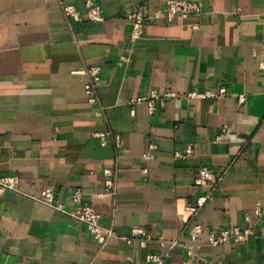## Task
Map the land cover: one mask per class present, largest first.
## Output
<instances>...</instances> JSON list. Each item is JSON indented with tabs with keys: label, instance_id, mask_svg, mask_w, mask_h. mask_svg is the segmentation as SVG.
Masks as SVG:
<instances>
[{
	"label": "crops",
	"instance_id": "1",
	"mask_svg": "<svg viewBox=\"0 0 264 264\" xmlns=\"http://www.w3.org/2000/svg\"><path fill=\"white\" fill-rule=\"evenodd\" d=\"M85 1L0 0V178L18 180L0 193V264H148L161 237L179 240L165 264H264V0H192L204 13L172 21L173 0H94L103 23L88 21ZM137 10L149 19L133 40L127 16ZM221 85L223 98L187 96ZM152 90L173 95L154 115L133 102ZM99 133L119 146H101ZM188 144L193 154L177 159ZM208 172L222 181L199 223L255 234L212 247L206 233L190 256L182 216L210 190L197 184ZM46 188L71 213L80 192L116 237L100 249L82 222L34 199ZM133 228L154 241L129 243Z\"/></svg>",
	"mask_w": 264,
	"mask_h": 264
},
{
	"label": "built area",
	"instance_id": "2",
	"mask_svg": "<svg viewBox=\"0 0 264 264\" xmlns=\"http://www.w3.org/2000/svg\"><path fill=\"white\" fill-rule=\"evenodd\" d=\"M84 8L86 12V17L91 23H103L106 21L103 8L94 0H87L84 3ZM63 12L65 16L73 22H82V16L80 11H78L75 6L71 4L63 5ZM164 13L166 14L168 20L172 21L176 17L181 19L188 18L190 16H200L204 13V4L199 1L192 0H173L168 1L165 4ZM128 20L132 25V39L137 40L143 36L144 27L148 21L147 15L142 10L131 11L127 16ZM259 70L264 73V58L259 62ZM86 74L90 77V82L86 84L85 89L87 95L90 97L91 101H95V91L101 82L100 71L96 67H92L86 71ZM227 94L226 88L221 85L220 87L201 93L198 91H191L188 93L189 98H204V97H214L223 98ZM173 95L171 93L160 94L155 90L150 91L147 95H143L133 102H143L148 106L149 113L154 115L157 113L158 108L164 107L167 99L171 98ZM244 97H240V101L243 102ZM132 115H135V110L131 111ZM100 141L101 146H106L109 142V138H113L117 146H119L120 139L116 135L111 133H99L95 135ZM111 138V139H112ZM151 149H155L154 146ZM194 149L192 144H188L184 151L176 152L175 157L177 159H184L193 154ZM145 158H152L150 153L145 155ZM222 181L221 177H217L213 173H205L204 176L197 181V184L204 185L207 183H212L210 190L198 196L194 201L187 203L184 208V218L185 226L182 234H187L195 245H190L186 247L188 255L194 253V248L198 247L197 243L204 234H208V245L212 247H217L219 245L225 244L229 241H234L237 243H243L250 240L255 232L252 227L242 229L237 226H231L226 229L219 230L217 232L208 231V229L199 223L198 217L201 212L205 209L209 202H211L215 197V191L218 184ZM107 188L110 190L112 188V183L107 182ZM6 191H18V180L14 176H4L0 178V193ZM34 199L48 207L55 209L56 211L70 215L75 220L82 222L88 229V232L93 237L94 241L100 249H103L108 243L115 238L114 233L106 228L102 224V216L95 211L91 206L83 203V198L80 192L73 195V201L76 204L81 205L77 212L66 211L64 205L60 203L55 196V192L52 188L44 189L40 196L34 197ZM257 214H261L262 211H256ZM245 220L250 222V216H246ZM129 243L138 242L140 247L146 248L147 245L154 241L155 237L143 228H133L129 237L124 238ZM160 245L163 247L164 251L162 253H151L147 256L148 264H165L170 258L172 251L176 246L179 245V240H166L164 238L158 239ZM209 264V263H206Z\"/></svg>",
	"mask_w": 264,
	"mask_h": 264
}]
</instances>
